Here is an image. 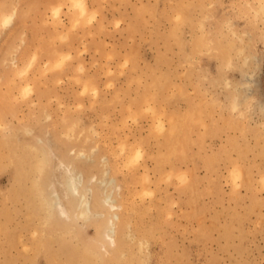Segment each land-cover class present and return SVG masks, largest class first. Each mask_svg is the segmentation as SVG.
Masks as SVG:
<instances>
[{"label": "rangeland", "instance_id": "374dc122", "mask_svg": "<svg viewBox=\"0 0 264 264\" xmlns=\"http://www.w3.org/2000/svg\"><path fill=\"white\" fill-rule=\"evenodd\" d=\"M84 2L0 0L18 10L0 17V264H264V0ZM60 158L91 208L113 178L115 241L99 235L108 205L73 224L48 211Z\"/></svg>", "mask_w": 264, "mask_h": 264}, {"label": "bare ground", "instance_id": "6f19581e", "mask_svg": "<svg viewBox=\"0 0 264 264\" xmlns=\"http://www.w3.org/2000/svg\"><path fill=\"white\" fill-rule=\"evenodd\" d=\"M29 1V0H28ZM181 2H182V0H180ZM200 1V0H199ZM206 1V0H205ZM72 7H75V6H77L80 10L79 11H81V13H85L86 11H87V6H86V4H85V2H84V0H72ZM89 2V1H88ZM252 2V1H251ZM254 2V1H253ZM51 3V2H50ZM54 3V2H53ZM195 3H196V1H195ZM204 3V2H203ZM38 4V3H37ZM154 4V3H153ZM156 4V3H155ZM200 4H201V2H200ZM73 5H75V6H73ZM149 5V4H148ZM180 5H182V3L180 4ZM190 5V4H189ZM145 6H146V4H145ZM178 6V5H177ZM192 6H194V5H192ZM250 6V5H249ZM2 7H4V6H2ZM6 7V6H5ZM5 7L3 8V10L5 9ZM8 7V6H7ZM6 7V8H7ZM47 7V6H46ZM69 7V6H68ZM200 7V6H199ZM21 8V7H20ZM31 8V7H30ZM29 8V9H30ZM248 8V7H247ZM2 9V8H1ZM1 9H0V11H1ZM32 9H33V7H32ZM53 9H55V8H53ZM57 9V8H56ZM141 9V8H140ZM192 9V8H191ZM263 9V8H262ZM98 10V9H97ZM145 10V9H144ZM160 10V9H159ZM177 10V9H176ZM210 10V9H209ZM58 11V10H57ZM78 11V12H79ZM148 11V10H147ZM252 11V10H251ZM20 12H21V10H20ZM97 12V11H96ZM155 12V11H154ZM187 12V11H186ZM194 12H196V11H194ZM18 13V10H17V6L16 5H12V6H10L8 9H5L4 11H2L1 13H0V17L2 18L1 20H2V22H3V24H9V23H11L12 21H13V19H14V17L16 16V14ZM189 13V12H188ZM256 13V16H257V12H255ZM259 13V12H258ZM57 14V13H56ZM55 14V15H56ZM79 14V13H78ZM213 14V13H212ZM83 15V14H82ZM94 15H95V13H94ZM94 15H92V16H94ZM186 15V14H185ZM184 15V16H185ZM199 15V14H198ZM20 16H21V14H20ZM165 16V15H164ZM183 16V17H184ZM193 16V15H192ZM248 16V15H247ZM52 17V16H51ZM182 17V18H183ZM31 18V17H30ZM65 18V17H64ZM159 18V17H158ZM164 18V17H163ZM196 18V17H195ZM17 19V18H16ZM15 19V20H16ZM79 19V18H78ZM198 19V18H197ZM143 20V19H142ZM186 20V19H185ZM195 20V19H194ZM193 20V21H194ZM189 21V20H188ZM193 21L191 22V23H193ZM218 21V20H217ZM27 22V21H26ZM177 22V21H176ZM181 22V21H180ZM195 22V21H194ZM25 23V22H24ZM134 23V22H133ZM132 23V24H133ZM137 23V22H136ZM31 24V23H30ZM135 24V23H134ZM179 24V23H178ZM16 25V24H15ZM38 25V24H37ZM22 26V25H21ZM5 27V26H4ZM14 27V26H13ZM17 28V27H16ZM142 28H143V22H142ZM206 28V27H205ZM177 29V28H176ZM224 29V28H223ZM1 30V29H0ZM13 30V29H12ZM20 30H22V29H20ZM64 30V29H63ZM178 30V29H177ZM184 30V29H183ZM140 31V30H139ZM176 31V30H175ZM179 31V30H178ZM6 32V31H5ZM10 32H11V30H10ZM16 32V31H15ZM204 32V31H203ZM19 32L17 31V33L16 34H18ZM34 34V33H33ZM204 34V33H203ZM209 35H210V33H208ZM10 35V34H9ZM238 35V34H237ZM240 35H242V34H240ZM204 36H206V35H204ZM179 37V36H178ZM210 37V36H209ZM208 37V38H209ZM180 38V37H179ZM195 38V37H194ZM12 39V38H11ZM201 39H203V38H201ZM243 39V38H242ZM176 40H177V42H178V40L179 39H177L176 38ZM205 40H206V38H205ZM213 40V39H212ZM195 41V40H194ZM203 41V40H202ZM201 40H200V42H202ZM22 42V41H21ZM79 42V41H78ZM176 42V43H177ZM207 42H208V40H207ZM204 43V42H203ZM224 43V42H223ZM8 44V43H7ZM211 44V43H210ZM214 44V43H213ZM213 44H211L210 46L212 47L213 46ZM245 44V43H244ZM54 45V44H53ZM206 45V44H205ZM205 45H204V47H205ZM208 45H209V42H208ZM202 46V45H201ZM3 48H4V45H3ZM200 47H198L197 49H199ZM203 48V47H202ZM232 48V47H231ZM47 49H48V47H47ZM194 49V48H193ZM196 49V48H195ZM209 49V48H208ZM183 50V49H182ZM204 50V49H203ZM202 50V51H203ZM231 50V49H230ZM58 51H60V50H58ZM57 51V52H58ZM185 51V50H184ZM216 50H214V52H215ZM218 51V50H217ZM234 51V50H233ZM2 52H4V51H2ZM29 52V51H28ZM74 52V51H73ZM186 52H188V51H186ZM191 52V51H190ZM193 52H195V51H193ZM193 52H191V53H193ZM209 52V51H208ZM38 53V52H37ZM185 53V52H184ZM203 54V53H202ZM209 54V53H208ZM214 55H216V54H214ZM213 55V56H214ZM229 55V54H228ZM194 56V55H193ZM206 56V55H205ZM219 56V55H218ZM230 56V55H229ZM243 56H245V55H243ZM0 57H1V55H0ZM220 57V56H219ZM241 57V56H240ZM189 59V58H188ZM187 59V60H188ZM23 60V59H22ZM44 60V59H43ZM134 60V59H133ZM220 60V59H219ZM241 60V59H240ZM78 61V60H77ZM192 61V60H191ZM25 62V61H24ZM49 64H51V63H49ZM31 65V64H30ZM189 65V64H188ZM230 65V64H229ZM58 66V65H57ZM66 66V65H65ZM48 67H50V65L48 66ZM60 69V68H59ZM187 69V68H186ZM171 70V69H170ZM61 71V70H60ZM81 72V71H80ZM204 74V73H203ZM172 76V75H171ZM173 77V76H172ZM245 77H248V76H245ZM15 78V77H14ZM22 78V77H21ZM159 78V77H158ZM180 78V77H179ZM193 78V77H192ZM165 79H166V77H165ZM184 79H185V77H184ZM203 79V78H202ZM209 79V78H208ZM249 80V79H248ZM21 81V80H20ZM36 81V80H35ZM167 81H168V79H167ZM172 81V80H171ZM174 81V80H173ZM158 82V81H157ZM244 82V81H243ZM159 83V82H158ZM12 84V83H11ZM31 84V83H30ZM57 84V83H56ZM167 84V83H166ZM11 86V85H10ZM15 86V85H14ZM29 86L30 85H28L27 87H25V88H22V93H24V94H27V92L29 91ZM160 86V85H159ZM165 86H168V85H165ZM231 86H232V84H231ZM198 87V86H197ZM200 87L201 86H199V89H200ZM210 87V86H209ZM248 87H250V86H247V88ZM47 88H48V86H47ZM152 88V87H151ZM183 89V88H182ZM177 90V89H176ZM197 90V89H196ZM223 90V89H222ZM238 90H239V88H238ZM11 91H12V89H11ZM208 91V90H207ZM32 92H33V90H32ZM20 93V92H19ZM157 93V92H156ZM182 93V92H181ZM180 93V94H181ZM4 94V93H3ZM163 94V93H162ZM176 94V93H175ZM2 95V94H1ZM0 95V96H1ZM43 95V94H42ZM179 95V94H178ZM187 95V94H186ZM195 95V94H194ZM198 95V94H197ZM209 95V94H208ZM236 95V94H235ZM7 96V95H6ZM9 96H10V94H9ZM31 96V95H30ZM40 96V95H39ZM177 96V95H176ZM205 96V95H204ZM28 97V96H27ZM188 97V96H187ZM6 98V97H5ZM200 98V97H199ZM214 98V97H213ZM9 99V98H8ZM40 99V98H39ZM143 99V98H142ZM141 99V100H142ZM178 99V98H177ZM135 100V99H134ZM182 100V99H181ZM185 100V99H184ZM201 100V99H200ZM213 100H215V99H213ZM231 100V99H230ZM41 101V100H40ZM155 102L156 101H158L157 100V98H156V100H154ZM217 101H219V100H217ZM222 101V100H221ZM220 101V102H221ZM192 102V101H191ZM191 102H190V104H191ZM215 102H216V100H215ZM16 103V102H15ZM109 103V102H108ZM172 103V102H171ZM218 103V102H217ZM216 103V104H217ZM17 104V103H16ZM37 104V103H36ZM189 104V105H190ZM262 104V103H261ZM38 105H40V103L38 104ZM159 105H160V103H159ZM221 105V104H220ZM236 105V104H235ZM259 105H260V103H259ZM1 106L2 105H0V108H1ZM6 106V105H5ZM36 106V105H35ZM47 106V105H46ZM131 106V105H130ZM171 106H173V105H171ZM170 106V107H171ZM198 106V105H197ZM219 106V105H218ZM239 106V105H238ZM237 106V107H238ZM11 107H13L12 105H11ZM237 107H236V109H237ZM260 107H261V105H260ZM263 107H264V105H263ZM8 108V107H7ZM36 108V107H35ZM38 108V107H37ZM169 108V107H168ZM211 108V107H210ZM213 108V107H212ZM14 109V108H13ZM52 109V108H51ZM167 109V108H166ZM171 109V108H170ZM202 109H204V108H202ZM261 109V108H260ZM46 110H47V108H46ZM67 110V109H66ZM152 110V109H151ZM194 110H195V108H194ZM205 110V109H204ZM21 111V110H20ZM52 111V110H51ZM166 111V110H165ZM215 111V110H214ZM221 111V110H220ZM37 112V111H36ZM41 112V111H40ZM179 112V111H178ZM202 112V111H201ZM211 112V111H210ZM42 113V112H41ZM221 113V112H220ZM13 114V113H12ZM38 114V113H37ZM52 114V113H51ZM190 114H191V112H190ZM189 114V116L190 117H192V115H190ZM35 115V114H34ZM43 115V114H42ZM198 115V114H197ZM200 115V114H199ZM244 115V114H243ZM81 116V115H80ZM135 116H137V114L135 115ZM182 116V115H181ZM234 116V115H233ZM64 117V116H63ZM149 117V116H148ZM186 117V116H185ZM190 117H188V118H190ZM26 118V117H25ZM81 118H82V116H81ZM134 118V117H133ZM137 117H135V119H136ZM150 118V117H149ZM180 118V117H179ZM187 118V119H188ZM195 118V117H194ZM193 118V119H194ZM197 118V117H196ZM232 118V117H231ZM30 119V118H29ZM28 119V120H29ZM181 119V118H180ZM47 120V119H46ZM65 120V119H64ZM164 120H166V119H164ZM41 121V120H40ZM81 121V120H80ZM195 121V120H194ZM203 121V120H202ZM202 121H200V122H202ZM234 121H235V119H234ZM247 121V120H246ZM45 122V121H44ZM55 122V121H54ZM227 122H228V120H227ZM217 123V122H216ZM229 123H232V122H229ZM228 123V124H229ZM251 123V122H250ZM171 124L173 125V120H172V122H171ZM176 124V123H175ZM161 125V124H160ZM177 125H178V123H177ZM190 125V124H189ZM230 125V124H229ZM2 126V125H1ZM29 126V125H28ZM49 126V125H48ZM176 126V125H175ZM182 126V125H181ZM159 127V126H158ZM157 127V128H158ZM161 127H162V125H161ZM173 127V126H172ZM178 127V126H177ZM214 127V126H213ZM216 127H217V125H216ZM233 127V126H232ZM238 127V126H237ZM50 128V127H49ZM85 128V127H84ZM225 128V127H224ZM238 128H241L242 129V126L240 125V127H238ZM244 128V127H243ZM247 128V127H246ZM3 129V128H2ZM41 129V128H40ZM159 129V128H158ZM172 129H175V128H172ZM183 129V128H182ZM185 129V128H184ZM187 129V128H186ZM0 130H1V127H0ZM78 130V129H77ZM76 130V131H77ZM176 130V129H175ZM219 130V129H218ZM243 130V129H242ZM251 130V129H250ZM36 131V130H35ZM61 131V130H60ZM71 131V130H70ZM160 131V130H159ZM174 131V130H173ZM172 131V132H173ZM179 131V130H178ZM182 131H184V130H182ZM209 131V130H208ZM212 131H214V129L212 130ZM220 131V130H219ZM238 131H240V129H238ZM188 132V131H187ZM86 133V132H85ZM84 133V134H85ZM180 133V132H179ZM194 133V132H193ZM242 133V132H241ZM244 133V132H243ZM242 133V134H243ZM246 133V132H245ZM255 133V132H254ZM83 134V133H82ZM81 134V135H82ZM168 134V133H167ZM257 134V133H256ZM261 134V133H260ZM151 135V134H150ZM176 135V134H175ZM184 135V134H183ZM183 135H179L180 137L181 136H183ZM194 135V134H193ZM89 136V135H88ZM171 136V135H170ZM239 136V135H238ZM241 136V135H240ZM6 137V136H5ZM79 137H80V135H79ZM172 137V136H171ZM171 137H169V138H171ZM69 138V137H68ZM91 138V137H90ZM168 138V137H167ZM173 138H174V136H173ZM176 138V137H175ZM178 138V137H177ZM245 138V137H244ZM264 138V137H263ZM60 139V138H59ZM95 139V138H94ZM172 139V138H171ZM260 139V138H259ZM44 140V139H43ZM91 140V139H90ZM160 140V139H159ZM165 140H167L166 138H165ZM179 140V139H178ZM70 141H71V139H70ZM76 141V140H75ZM169 141V140H168ZM180 141V140H179ZM210 141V140H209ZM242 141V140H241ZM4 142H5V140H4ZM92 142H93V140H92ZM96 142V141H95ZM167 142V141H166ZM172 142V141H171ZM49 143V142H48ZM169 143V145H170V142H168ZM172 143H175V141H173ZM200 143V142H199ZM208 143V142H207ZM235 143V142H234ZM237 143V142H236ZM244 143H245V141H244ZM5 144H6V142H5ZM22 144V143H21ZM34 144V143H33ZM142 144V143H141ZM164 144V146H165V142L163 143ZM180 144V143H179ZM203 144V143H202ZM4 145V144H3ZM13 145V144H12ZM34 145H36V144H34ZM169 145H167V146H169ZM177 145V144H176ZM196 145V144H195ZM237 145H238V143H237ZM258 145V144H257ZM20 146V145H19ZM18 146V147H19ZM38 146V145H37ZM174 146V145H173ZM230 146V145H229ZM244 146H246V144L244 145ZM11 147V146H10ZM28 147V146H27ZM33 147V146H32ZM43 147V146H42ZM170 147L172 148V146L170 145ZM176 147V146H175ZM178 147V146H177ZM196 147V146H195ZM226 147V146H225ZM259 147H262V145L261 146H259ZM4 148V147H3ZM29 148V147H28ZM27 148V151H29V149ZM39 148V147H38ZM37 148V149H38ZM167 148V147H166ZM179 148H180V145H179ZM184 148V147H183ZM199 148H200V146H199ZM203 148V147H202ZM250 148V147H249ZM11 149V148H10ZM19 149V148H18ZM18 149H16L15 151H17ZM36 149V150H37ZM168 149V148H167ZM176 149V148H175ZM190 149V148H189ZM224 149V148H223ZM245 149V148H244ZM12 150V149H11ZM33 150V149H32ZM34 150H35V148H34ZM43 150V149H42ZM79 150V149H78ZM178 151H179V149H177ZM248 150V149H247ZM260 150V149H259ZM26 151V150H25ZM54 151V150H53ZM53 151H52V153H53ZM158 151H161V150H158ZM167 151H169V150H167ZM184 151V150H183ZM198 151V150H197ZM222 151V150H221ZM7 152H8V150H7ZM31 152V151H30ZM55 152V151H54ZM245 152V151H244ZM251 152H253V151H251ZM1 153V152H0ZM13 153V152H12ZM35 153V152H34ZM39 153H40V150H39ZM43 153H44V151H43ZM126 153V152H125ZM141 153V152H140ZM159 153V152H158ZM164 153V152H163ZM192 153H194L193 151H192ZM240 153V152H239ZM6 154V153H5ZM18 154V153H17ZM25 154V153H24ZM31 154H33V153H31ZM47 154V153H46ZM75 155H76V153H74ZM81 155H83L84 153H80ZM87 154V153H86ZM117 154V153H116ZM198 154H200V153H198ZM208 154V153H207ZM218 154V153H217ZM255 154V153H254ZM38 155V154H37ZM50 155H51V153H50ZM184 155V154H183ZM205 155H206V153H205ZM6 156V155H5ZM28 156V155H27ZM48 156V155H47ZM173 156V154L171 155V157ZM185 157H186V155H184ZM196 156H197V154H196ZM224 156V155H223ZM239 156V155H238ZM256 156V155H255ZM13 157V156H12ZM35 157V156H34ZM37 157V156H36ZM41 157V156H40ZM43 157H44V154H43ZM65 157V156H64ZM73 157H75V156H73ZM72 157V158H73ZM108 157V156H107ZM178 157H180V156H178ZM182 157V156H181ZM203 157V156H202ZM222 157V156H221ZM232 157V156H231ZM230 157V158H231ZM242 157V156H241ZM14 158V157H13ZM16 158H17V156H16ZM15 158V159H16ZM22 158V157H21ZM20 158V159H21ZM28 158V157H27ZM39 158V157H38ZM37 158V159H38ZM139 158V157H138ZM33 159V158H32ZM31 159V160H32ZM37 159H35V160H37ZM160 159V158H159ZM220 159H222V158H220ZM29 160V159H28ZM27 160V161H28ZM67 160V159H66ZM68 160H71V158L70 159H68ZM75 160V159H74ZM92 160V159H91ZM135 160V159H134ZM167 160V159H166ZM174 160V159H173ZM212 160V159H211ZM226 160V159H225ZM2 161H3V159H2ZM26 161V160H25ZM72 161V160H71ZM131 161V160H130ZM129 161V162H130ZM136 161V160H135ZM168 161V160H167ZM218 161V160H217ZM14 162V161H13ZM20 162V161H19ZM32 162V161H31ZM34 162V161H33ZM43 162H44V160H43ZM165 162V161H164ZM171 162V161H170ZM180 162H181V160H180ZM21 163V162H20ZM55 164H54V168L52 167V170L54 169L55 170V172H59L60 174H61V179L59 180L58 179V177L56 178V174L54 175V178L52 179L51 177V180H53L52 181V183L50 182V184L47 186L49 189V192H47V194H46V206H48V211H50L51 213H52V215L53 214H55V215H57L58 216V218H60V219H62L63 221L65 220V219H69V221H70V224H73V222H76L77 220H79V219H83V220H85V219H88V218H90V217H95V218H97V217H101L103 214H104V211H102V210H100L99 208H103V206H106V205H108V208H109V211L111 210V212H110V214L109 215H107L106 217H104V218H102L101 219V221L99 222V231H100V233H99V235L101 234V237L105 240H107L108 238H110V239H113L114 241H115V238H114V234H115V231H116V220H119V212L117 211V208H118V205L117 204H115V202H114V200H113V198H112V194H113V192H114V190H115V187L117 186V185H113V178H107V176L105 177V178H101V179H99L98 180V182H99V184H98V187L100 188V193L98 194V196H97V198L95 199V202H94V204H95V207L94 208H91V194H92V192H93V188L90 186V185H88L87 183H85V180H84V174H83V172H82V169H79V168H77L76 167V165L74 166V164L72 163V162H70V161H65L63 158L61 159H59L58 160V162L56 163V162H54ZM158 163V162H157ZM16 164H17V161H16ZM26 164V163H25ZM40 164V163H39ZM38 164V165H39ZM230 164V163H229ZM18 165H19V163H18ZM17 165V166H18ZM116 165V164H115ZM114 165V166H115ZM160 165H161V163H160ZM169 165V164H168ZM170 165H171V163H170ZM169 165V166H170ZM187 165V164H186ZM206 165V164H205ZM242 165V164H241ZM21 166V165H20ZM40 166H41V164H40ZM39 166V167H40ZM47 166V165H46ZM132 166V165H131ZM168 166V167H169ZM14 167V166H13ZM22 167V166H21ZM116 167V166H115ZM23 168V167H22ZM32 168V167H31ZM41 168H42V166H41ZM87 168V167H86ZM129 168V167H128ZM165 168V167H164ZM175 168V167H174ZM259 168V167H258ZM34 169H36V168H34ZM160 169V168H159ZM181 169H183V168H181ZM234 169H236L237 170V168H234ZM36 170H38V168L36 169ZM110 170V169H109ZM164 170V169H163ZM162 170V171H163ZM172 170V169H171ZM179 170V169H178ZM23 171H24V169H23ZM26 171V170H25ZM208 171H210V169H208ZM243 171V170H242ZM32 172H34V171H32ZM90 172V171H89ZM98 172V171H97ZM213 172V171H212ZM22 173V172H21ZM35 173V172H34ZM187 173V172H186ZM190 173V172H189ZM234 173V172H233ZM23 174H24V172H23ZM217 174V173H216ZM235 175H236V173H234ZM248 174V173H247ZM28 175V174H27ZM26 175V176H27ZM189 175V174H188ZM242 175H244V174H242ZM241 175V176H242ZM21 176V175H20ZM23 176V175H22ZM22 176H21V178H22ZM29 176H34V174H32L31 173V175H29ZM36 176V175H35ZM58 176V175H57ZM190 176V175H189ZM213 176H214V174H213ZM237 176V175H236ZM246 176V175H245ZM244 176V177H245ZM169 177H171V176H169ZM168 177V178H169ZM185 176H183L182 178H184ZM39 178V177H38ZM180 178H181V176H180ZM240 178V177H239ZM20 179V178H19ZM34 179V178H33ZM96 179H98V178H96ZM234 179V178H233ZM240 179H242V178H240ZM246 179H248V177H246ZM264 179V178H263ZM36 180V179H35ZM170 180V179H169ZM183 180V179H182ZM235 180V179H234ZM252 180H254V179H252ZM19 181H21V180H19ZM31 181V180H30ZM50 181V180H49ZM128 181H130V180H128ZM236 181V180H235ZM264 181V180H263ZM56 182H58V183H60L59 185H60V187L58 188L57 186H56ZM87 182V181H86ZM127 182V181H126ZM181 182V181H180ZM230 182V181H229ZM14 183H16V182H14ZM49 183V182H48ZM188 183V182H187ZM17 184V183H16ZM35 184V183H34ZM36 184H37V181H36ZM15 185V184H14ZM20 185V184H19ZM38 185V184H37ZM37 185H35L36 187H37ZM40 185V184H39ZM38 185V186H39ZM51 185H52V187H51ZM17 186V185H16ZM101 186H103L102 188H101ZM20 187L22 188V186L20 185ZM46 187V188H47ZM207 187V186H206ZM252 187V186H251ZM35 188V187H34ZM33 188H31V190H32ZM18 190V189H17ZM16 190V191H17ZM30 190V191H31ZM35 190H36V192H33V195H34V193H36L35 195H39V194H37L38 193V191H42V189H40V190H37V188H35ZM20 191H22V190H20ZM32 192V191H31ZM123 192V191H122ZM210 192V191H209ZM8 193V192H7ZM19 193V192H18ZM11 195V194H10ZM25 195V194H24ZM33 195H30V196H32L33 197ZM34 195V196H35ZM28 196V195H27ZM31 197V198H32ZM39 197H40V195H39ZM41 197H42V195H41ZM40 197V199H43V197L41 198ZM121 197V196H120ZM27 199H28V197H27ZM45 199V198H44ZM43 199V200H44ZM28 201V200H27ZM35 201V200H34ZM33 201V202H34ZM36 201H38V200H36ZM45 201V200H44ZM43 201V202H44ZM18 202V201H17ZM16 202V203H17ZM133 202V201H132ZM42 203V202H41ZM65 203H69L70 204V208H68V207H66V205H65ZM32 204V203H31ZM35 206H36V204H34ZM40 205V204H39ZM43 205V204H42ZM4 206V205H3ZM30 206V205H29ZM34 206V207H35ZM45 206V205H44ZM45 206V207H46ZM135 206V205H134ZM31 207H33V205L31 206ZM33 207V208H34ZM117 207V208H116ZM25 208V207H24ZM29 208V207H28ZM27 208V209H28ZM33 208H32V210H33ZM37 208H38V206H37ZM39 209H41L42 210V208H39ZM50 209V210H49ZM70 210H71V212H72V214H70ZM29 211V210H28ZM36 211V210H35ZM160 211V210H159ZM45 212H46V209H45ZM24 213H25V211H24ZM106 213V212H105ZM48 214V213H47ZM46 214V215H47ZM124 214V213H123ZM152 214V213H151ZM35 215V214H34ZM49 215V214H48ZM47 215V216H48ZM131 215V214H130ZM8 216V215H7ZM5 217V216H4ZM11 217V216H10ZM38 217V216H37ZM42 217V216H41ZM8 218V217H7ZM14 218V217H13ZM44 218H45V216H44ZM123 218V217H122ZM161 218V217H160ZM35 219V218H34ZM44 220V219H43ZM120 220H122V219H120ZM123 220H124V218H123ZM150 220V219H149ZM154 220V219H153ZM168 220V219H167ZM6 221V220H5ZM12 221V220H11ZM78 222V221H77ZM123 222V221H122ZM154 222V221H153ZM9 223V222H8ZM36 223V222H35ZM150 223V222H149ZM158 223V222H157ZM166 223V222H165ZM5 224H6V222H5ZM44 224V223H43ZM46 224V223H45ZM34 226V225H33ZM42 226H44V225H42ZM121 226H122V224H121ZM148 226V225H147ZM145 228V227H144ZM168 228H169V226H168ZM39 229V228H38ZM71 229V228H70ZM53 230V229H52ZM65 231L66 230H69V228L68 229H64ZM38 231H40V230H38ZM166 231V230H165ZM168 231V230H167ZM42 232H43V228H42ZM40 233V234H43V233ZM52 232H54V231H52ZM58 232V231H57ZM152 232V231H151ZM47 233H49V232H47ZM55 233V232H54ZM65 233V232H64ZM119 235H120V233H118ZM150 234V233H149ZM165 234V233H164ZM3 235V234H2ZM48 235V234H47ZM50 235H51V233H50ZM133 235V234H132ZM23 236V235H22ZM55 236V235H54ZM58 236V235H57ZM74 236V235H73ZM30 237V236H29ZM40 237H42V235H40ZM54 238V237H53ZM165 238V237H164ZM170 238V237H169ZM122 239V238H121ZM124 239V238H123ZM154 239V238H153ZM118 240V239H117ZM120 240V239H119ZM165 240V239H164ZM50 241H52V238H51V240ZM112 241V240H111ZM131 241V240H130ZM140 241V240H139ZM145 240H143V242H144ZM159 241V240H158ZM25 242V241H24ZM30 242V241H29ZM120 242V241H119ZM136 242H138V240L136 241ZM34 243V242H33ZM42 243V242H41ZM110 243V242H109ZM124 243V242H123ZM123 243H122V245H123ZM5 244V243H4ZM48 244V243H47ZM120 244L121 243H119V246H120ZM163 244V243H162ZM170 244H173V243H170ZM41 245V244H40ZM49 245H51V244H49ZM142 245V244H141ZM161 245V244H160ZM164 245V244H163ZM25 246H26V244H25ZM145 246V245H144ZM28 247V246H27ZM81 247V246H80ZM91 247V246H90ZM98 247V246H97ZM122 247V246H121ZM124 247V246H123ZM31 248V247H30ZM34 248V247H33ZM76 248H79L78 246L76 247ZM85 248V247H84ZM105 248V247H104ZM126 248V247H125ZM41 249V248H40ZM50 249H51V247H50ZM80 249V248H79ZM87 249H89V248H87ZM145 249V248H144ZM168 249V248H167ZM8 250V249H7ZM38 250V252H39V249H37ZM36 250V251H37ZM92 249H90V251H91ZM118 250V249H117ZM27 251V250H26ZM88 251V250H87ZM87 251H85V252H87ZM124 251V250H123ZM163 251V250H162ZM169 251H171V250H169ZM83 252H84V249H83ZM124 252H126V251H124ZM173 252V251H172ZM8 253V252H7ZM50 253V252H49ZM81 253H82V251H81ZM97 253H99V252H97ZM128 253V252H127ZM5 254H6V252H5ZM92 254H93V252H92ZM175 254V253H174ZM55 255V254H54ZM60 255V254H59ZM83 255V254H82ZM117 255V254H116ZM119 255V254H118ZM122 255V254H121ZM123 255H125V254H123ZM4 256V255H3ZM66 256V255H65ZM69 256V255H68ZM84 256H85V254H84ZM83 256V257H84ZM89 256V255H88ZM91 256V255H90ZM98 257H99V255H97ZM139 256V255H138ZM138 256H137V258H138ZM146 256V255H145ZM170 256V255H169ZM56 257V256H55ZM77 257V256H76ZM92 257V256H91ZM111 258H112V256H110ZM116 257H118V256H116ZM18 258V257H17ZM60 258V257H59ZM67 258V257H66ZM71 258H72V256H71ZM89 258V257H88ZM100 258V257H99ZM121 258V257H120ZM130 258V257H129ZM140 258V257H139ZM138 258V259H139ZM170 258V257H169ZM57 259V258H56ZM70 259V258H69ZM86 259V257L84 258V260ZM114 259L116 260V258L114 257ZM118 259V258H117ZM131 259V258H130ZM6 260V259H5ZM58 260V259H57ZM57 260H55V261H57ZM60 260V259H59ZM89 260V259H88ZM96 261L97 259L95 258V259H93V261ZM129 260V259H128ZM2 261V260H1ZM90 262H91V260H89ZM110 261V260H109ZM108 261V262H109ZM111 261H113L112 259H111ZM126 261V260H125ZM61 262H62V258H61ZM63 262H64V260H63ZM68 262H70V261H68ZM86 262V261H85ZM123 262V261H122ZM121 262V263H122ZM13 263V262H12ZM31 263H32V261H31ZM30 263V264H31ZM80 263H82V262H80ZM100 263V262H99ZM102 263V262H101ZM134 263H135V261H134ZM60 264V263H59ZM69 264V263H68ZM71 264V263H70ZM88 264V263H87ZM90 264V263H89ZM111 264V263H110ZM119 264V263H118ZM174 264V263H173ZM184 264V263H183Z\"/></svg>", "mask_w": 264, "mask_h": 264}]
</instances>
